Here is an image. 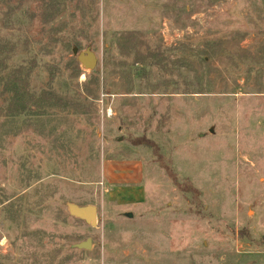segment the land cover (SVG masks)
Instances as JSON below:
<instances>
[{"label":"rangeland","instance_id":"374dc122","mask_svg":"<svg viewBox=\"0 0 264 264\" xmlns=\"http://www.w3.org/2000/svg\"><path fill=\"white\" fill-rule=\"evenodd\" d=\"M0 264H264V0H0Z\"/></svg>","mask_w":264,"mask_h":264},{"label":"water","instance_id":"95a60500","mask_svg":"<svg viewBox=\"0 0 264 264\" xmlns=\"http://www.w3.org/2000/svg\"><path fill=\"white\" fill-rule=\"evenodd\" d=\"M72 55L76 58V61L84 70L93 71L95 69L97 58L90 47L86 48L84 51H79L76 47H74L72 49ZM66 208L68 214L73 218L79 219L91 227H95L97 225V209L95 206H79L69 203L66 205ZM71 248L77 250H90L91 240L86 239L85 241L72 245Z\"/></svg>","mask_w":264,"mask_h":264}]
</instances>
